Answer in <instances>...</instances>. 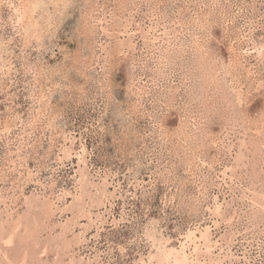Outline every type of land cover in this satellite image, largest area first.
<instances>
[{"label":"rangeland","instance_id":"1","mask_svg":"<svg viewBox=\"0 0 264 264\" xmlns=\"http://www.w3.org/2000/svg\"><path fill=\"white\" fill-rule=\"evenodd\" d=\"M20 2L0 7V264H155L206 229L188 264H264V0H40V39Z\"/></svg>","mask_w":264,"mask_h":264},{"label":"bare ground","instance_id":"2","mask_svg":"<svg viewBox=\"0 0 264 264\" xmlns=\"http://www.w3.org/2000/svg\"><path fill=\"white\" fill-rule=\"evenodd\" d=\"M7 0H0V7L3 6V4L6 2ZM20 1V0H19ZM40 0H21L19 7L15 10V14L17 15V24L22 28L23 26V31L26 32V34L29 37H36L37 39L41 38V33L39 30V26L37 24V21L35 20V14L37 13L39 7H40ZM25 24V25H22ZM264 43V42H263ZM261 45V44H260ZM263 45V44H262ZM254 47V46H253ZM261 47V46H260ZM256 48V47H255ZM251 49V48H250ZM257 49V48H256ZM255 50V49H254ZM260 50V49H259ZM264 50V49H263ZM259 54H261V51L258 52ZM264 53V52H263ZM263 53L261 55H263ZM258 54V56H259ZM264 57V56H261ZM217 79V78H216ZM216 81V80H215ZM239 93V92H238ZM241 100V99H240ZM239 100V101H240ZM242 101V100H241ZM261 117V116H260ZM263 118V117H262ZM260 118V119H262ZM257 121V120H256ZM261 121V120H260ZM261 125V124H260ZM258 127V124L256 125ZM262 128V127H261ZM255 129V128H254ZM256 135H258V131H256ZM264 134V133H263ZM1 136V135H0ZM259 136V135H258ZM264 136V135H263ZM260 142V141H259ZM253 144V143H252ZM251 146V145H250ZM64 149V148H63ZM254 149V147H253ZM263 149V148H261ZM249 150V149H248ZM63 152V151H62ZM70 152V151H69ZM251 152V151H250ZM65 154V153H64ZM64 156V155H63ZM81 156V155H80ZM83 157V156H82ZM259 157V155H258ZM262 157V156H261ZM63 159V158H62ZM84 162V161H82ZM248 166V165H247ZM230 169V168H229ZM226 173V172H225ZM79 192V191H78ZM262 192V191H261ZM263 195V194H262ZM260 195V196H262ZM263 197V196H262ZM261 197V200H262ZM254 198V197H253ZM259 198V197H257ZM255 201H257L255 199ZM259 202V201H258ZM263 202V201H262ZM49 207H50V203H49ZM52 205L50 207V209H52ZM221 207H216L215 211L218 212L220 210ZM49 209V208H48ZM47 209V210H48ZM49 209V211H50ZM82 209V207H81ZM48 211V212H49ZM53 211V210H51ZM87 211V210H86ZM5 212V211H4ZM45 212V210H44ZM78 212V211H77ZM220 212V211H219ZM82 214V213H81ZM215 214V213H214ZM218 215V214H217ZM1 216V215H0ZM31 216V215H30ZM23 217V216H22ZM25 217V216H24ZM27 218V217H26ZM24 219V220H28V219ZM1 219V218H0ZM20 219V218H17ZM23 220V218H22ZM21 220V221H22ZM18 221V220H17ZM16 221V223H18ZM8 222V221H7ZM13 222V221H12ZM20 222V221H19ZM25 222V221H24ZM1 223V222H0ZM21 223V222H20ZM19 223V227L20 226ZM5 224V223H3ZM12 224V223H11ZM18 225V224H16ZM23 225V224H22ZM5 226V225H4ZM15 227V226H13ZM1 228V227H0ZM16 228V227H15ZM30 228V227H29ZM6 229V228H5ZM10 229V228H9ZM18 229V228H17ZM32 229V228H31ZM3 230V229H2ZM12 230V227H11ZM19 230V229H18ZM35 230V229H34ZM33 230V231H34ZM15 231V229H14ZM201 231V230H199ZM208 231V229H206V232ZM204 231V233H197V230H191L187 233V235H185V241L181 242L180 247L179 248H172V247H168V240L161 246V248L159 249L160 253H154L155 255H153L152 260H155V264H188L190 261L193 262V255L196 254L199 249L200 246H205L204 249H207V251H210V247H211V241H209L208 237L206 236V233ZM14 233V232H13ZM208 233V232H207ZM17 234V233H16ZM29 234V233H28ZM34 234V233H33ZM12 235V234H11ZM15 235V233H14ZM202 235V236H199ZM211 237V236H210ZM6 240V239H5ZM9 242H11L9 240ZM161 245V244H160ZM214 246V245H213ZM214 248V247H212ZM158 249V248H157ZM156 249V250H157ZM201 251V250H200ZM206 251V250H205ZM204 251V252H205ZM190 252V253H189ZM8 254V253H7ZM207 254V252L205 253ZM2 259V258H1ZM158 260V261H156ZM1 261V260H0ZM1 263V262H0Z\"/></svg>","mask_w":264,"mask_h":264}]
</instances>
